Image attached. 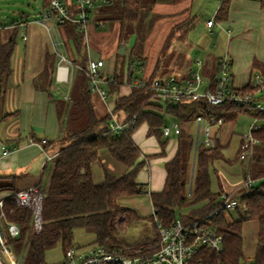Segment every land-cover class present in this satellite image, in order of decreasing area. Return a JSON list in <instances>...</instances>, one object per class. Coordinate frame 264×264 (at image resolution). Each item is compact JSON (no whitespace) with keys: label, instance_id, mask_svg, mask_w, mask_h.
Returning a JSON list of instances; mask_svg holds the SVG:
<instances>
[{"label":"trees","instance_id":"1","mask_svg":"<svg viewBox=\"0 0 264 264\" xmlns=\"http://www.w3.org/2000/svg\"><path fill=\"white\" fill-rule=\"evenodd\" d=\"M184 1L187 0H171V3L179 4ZM226 5V1L221 5L217 19L226 17ZM142 7L143 0H112L109 5L101 8L98 19L104 23L117 24L120 46L126 45L141 18ZM61 27L66 39H71L77 52L83 55V34L77 30L76 25L66 24ZM17 37L18 30L6 42H2L0 36V123L10 116L3 113L2 100L7 78L12 73L11 60ZM125 58L126 54L119 51L115 71L106 85L110 95L116 94L125 81H132ZM135 58L140 59L138 56ZM55 63L56 57L48 54L43 73L47 80L55 75ZM217 74L218 63L215 70L208 74V89L212 91L215 89ZM156 78L161 77L155 74L147 76L144 78L146 81L144 87H133L129 95L116 98L115 111L137 119L129 130L121 134L110 131L108 113L102 117L96 114L87 76H83L79 93L74 96L76 100L71 104L55 100L62 123L63 116L67 114L71 115L74 121L80 122V125L73 128L69 121L65 128L64 123L62 124L64 126L62 146L52 161L50 177L48 181L43 180L38 185L45 194L41 230L36 231L33 228L32 210L19 206L13 197L7 199L5 203L8 218L20 227V235L11 242L20 264H47L46 252L57 245L61 246L66 255L68 249L74 245L76 229H84L94 234L92 246L99 245L110 251L122 250L125 254L133 256L148 252L149 245L132 248L122 245L121 227L124 223H131L137 215L130 208L119 207L117 200L120 197H131L145 192L144 186L138 184L136 180L140 170L153 155L143 154L132 139V135L140 126L143 124L148 126V135L156 137L160 143V156L166 154L168 138L164 137L162 127L166 124L167 117L161 114L162 108L155 102L157 93L151 87V82ZM255 91L256 88L251 85L241 90L243 93L251 94H255ZM244 113L264 120V114L255 112L253 104L237 105L229 100L221 106H209L204 99H185L166 110L167 116L181 126L192 123L199 115L206 118L221 116L227 123ZM254 134L264 146V123ZM177 138V152L174 158L165 164L167 171L165 186L161 192L150 194L154 206V213L150 219L152 221L157 219V222L165 227L176 221L190 224L205 218L225 200L221 197L222 193L212 192L210 182L214 161L223 158L219 144L212 150L200 147L194 162V134L182 129ZM38 143L42 144L43 140H38ZM51 145L47 140L44 148L47 149ZM102 150L108 151L116 161L122 163L126 167V172L115 176L105 169L103 182L97 184L93 181L92 164ZM190 159L193 160L191 182L188 180V171L185 167V163ZM252 176L258 181L259 188H264V167ZM17 179L16 175H0V194L18 191ZM240 187L241 185L234 188L232 193L225 195L232 197ZM242 201L246 211L237 219L227 212H222L213 219L217 231L223 236V249L216 252L207 247L202 248L189 264H264V190L262 192L253 190L245 195ZM249 220H257L259 225L256 251L251 261L245 260L243 251V227ZM156 236L158 237L157 234Z\"/></svg>","mask_w":264,"mask_h":264},{"label":"crops","instance_id":"2","mask_svg":"<svg viewBox=\"0 0 264 264\" xmlns=\"http://www.w3.org/2000/svg\"><path fill=\"white\" fill-rule=\"evenodd\" d=\"M225 1L227 2L226 17L221 20L217 19L218 11ZM99 13L94 16L93 24L92 21L90 23L89 40H92L90 35L94 28L107 25V23L99 21ZM214 16L216 25L212 28H207L205 23L204 31L207 32V35L204 32L198 39V43L194 42L191 46L193 48L197 45L203 51V56L194 61V65L198 71H194L191 66L192 64L187 62V65H189L187 68L186 66L182 67L173 75L178 79H186L191 73L200 72L209 82L208 74H211L215 70L221 57L228 55L233 61L232 85L234 88L242 89L250 85L256 75L264 78V0H219V4L216 6L212 17ZM21 19L23 21L21 20L20 24L12 25L14 30L12 35L16 30L21 28L22 36L20 37V41L17 39L11 60L12 73L7 78L2 100V111L4 114L10 116L0 123V175H16L18 176L17 182L22 179L23 188L18 190L38 186V178H42V181H48L52 162L44 164L43 146L38 143V140L50 141L52 145L46 151L52 155L58 153L62 145L61 139L64 126H62L63 123L55 100L56 102H62L69 96H77L79 93V87L77 90L75 88L78 86L76 75L72 76L69 86L57 83L55 75H52L49 80L43 76L46 69V57L48 54L56 57L55 72L60 57L64 56L69 62H80L85 56V48L83 55L79 54L74 47L73 41L66 39L62 27L58 25L53 16L45 19V12H43L35 19L29 18L25 14ZM97 23L102 25L99 26ZM116 28V40H119L118 25ZM12 35L5 41L2 39L1 41H8ZM24 36L27 37L26 40H24ZM112 50L113 48L106 53H102L98 49L91 47L89 51L91 58H101L106 61L107 72L110 75H113L116 65V56L112 53ZM124 53H127L126 45ZM126 56L128 57L129 55ZM138 57L144 62V70L140 77L145 78L149 76L146 69L147 61L142 55H138ZM197 60L202 62L201 67L196 64ZM131 90L130 82L125 81L120 86L119 91L111 95L110 101H108L110 103L103 102L96 93H93L91 97L94 108L96 107L95 110L101 105L107 111L109 104L115 105V100L118 96L129 95ZM247 115L253 120L254 116L252 114ZM194 125V123H190L182 127L185 132L194 134L191 131ZM222 127L218 134L217 146L219 144L223 158L215 160L214 163L224 159L228 166L232 167L236 165L241 169L238 154L243 135L240 137L236 158L234 160L226 159L224 150L231 140L226 138L228 136L226 133L223 134ZM173 135L174 137L168 140L164 156H160L161 147L157 138L148 135V126L146 124L140 126L132 135V139L142 150L143 154L153 155V157L140 170L136 180L138 184L144 186L145 192L141 195L120 197L117 200V204L121 208L132 209L137 215L129 228L143 223L147 228L151 229L152 234L143 242L133 245L122 243L127 248L157 243L156 228L150 219L154 213L150 194L161 192L165 186L167 177L165 164L174 158L178 146L177 135ZM2 146H6L11 151L9 156L1 157ZM263 156L264 146L259 143L255 147L253 171L254 167L256 169L259 168V162ZM261 162L263 163V161ZM105 169L115 176L126 172V167L122 163L116 161L108 151L102 150L99 153L98 159L92 164V177L95 183L99 184L103 182ZM214 171L217 172L216 169ZM236 176L239 177V172L236 173ZM236 187L238 186L236 185L229 190H225L221 182L222 189L219 193H230ZM232 217L234 219L238 218L234 214H232ZM124 230L120 233V238L126 237L127 231Z\"/></svg>","mask_w":264,"mask_h":264},{"label":"built area","instance_id":"3","mask_svg":"<svg viewBox=\"0 0 264 264\" xmlns=\"http://www.w3.org/2000/svg\"><path fill=\"white\" fill-rule=\"evenodd\" d=\"M111 1L49 0V11L45 12V19L53 16L59 26L76 25L83 37L89 40V28L92 19L101 8L109 5ZM97 25L101 26L102 24L97 23ZM215 25V16L206 22L207 28H212ZM26 39L27 37L24 36V40ZM65 62H68V59L64 56L60 57L55 71V80L57 83L67 86L70 82V69L64 64ZM196 64L199 67L202 66L200 60H197ZM126 65L132 78L130 87H144L146 81L140 77L143 73L144 62L137 58H130ZM86 76L92 93H96L103 102L108 103L111 95L106 85L113 75L107 72L106 61L101 58H90ZM232 81L233 61L228 55L221 57L218 61V74L213 91L208 89V81L200 72L191 73L184 80H179L174 75L154 79L151 82V87L157 93L155 102L162 108L161 114L170 120V124L166 123L162 127L164 137L169 138L172 134L178 135L183 129L177 121L167 116L166 110L185 99H204L209 106H221L226 100L237 105L253 104L255 112L264 114V78L256 75L250 83L256 88L255 94L241 92L242 89L233 87ZM107 113L110 116L109 129L114 134H121L129 130L137 121L134 116L129 117L126 114L117 113L115 105L109 104ZM192 123L196 126L194 133L195 162L196 152L200 147L206 150L217 147L218 134L225 122L221 116L206 118L199 115ZM263 123L264 120L254 116L249 132L241 141L238 159L243 169V180L240 190L232 197L222 194L221 197L225 200L214 212L190 224L176 221L168 227L154 219L153 224L157 227L159 241L149 245L148 252L145 254L133 256L125 254L122 250L110 251L99 245L83 248L74 244L66 252L65 264H189L202 248L207 247L220 252L223 249V236L216 229L213 222L214 217L222 212L235 213L237 217L245 214L246 208L242 198L253 190L258 192L264 190L263 187L259 188L258 181L252 176L255 147L259 144L254 132ZM46 144L47 140H43L41 145L45 156L44 164L52 162L58 155V153L53 155L48 153L44 148ZM10 154L11 151L6 146H2L1 157H7ZM44 196V192L39 186L0 194V264H19V259L11 242L20 235V227L8 218L5 210L7 199L13 197L19 206L32 210L33 228L40 231L43 225Z\"/></svg>","mask_w":264,"mask_h":264},{"label":"rangeland","instance_id":"4","mask_svg":"<svg viewBox=\"0 0 264 264\" xmlns=\"http://www.w3.org/2000/svg\"><path fill=\"white\" fill-rule=\"evenodd\" d=\"M218 4L219 0H187L179 4H173L171 0H143L141 18L133 36L126 44V55L129 56H126L125 64H127L128 59L135 58V55H142L147 61L146 69L149 76L155 74L163 78L173 75L178 69L185 66L187 68L189 66L187 62L192 64L191 66L194 71H198L197 67L194 65V61L203 56V51L199 46L197 47V45L193 48H191V46L194 42L198 43V39L205 32L206 21L213 16ZM47 11H49L48 0H0L1 39L5 41L12 35L14 31L12 25L20 24L24 14L29 18L35 19L43 12ZM116 26L117 24L107 23L106 26L94 28L90 35L92 40H86L85 37H83L82 44L85 48L83 60H80V62L68 61L64 63L70 69V82L72 76L76 75L78 81V86L75 87L76 90L80 86L83 76H86L87 63L91 58L89 54L91 47L98 49L102 53H106L113 48L112 53L115 54L117 59L120 50V42L116 40ZM21 33L22 29L20 28L18 30V41H20V37L22 36ZM205 33L207 35V32ZM179 80H184V78H179ZM70 82L67 86H69ZM74 100H76L74 96H69L63 102L71 104ZM104 109L105 107L101 105L96 109L98 117H102L107 113ZM63 121L65 128H67L69 121L70 126L73 128H78L80 125V122L74 121L72 116L67 114L63 116ZM252 122V118L244 113L239 115L237 119L227 122L225 126L222 127L223 134L226 133V135H228L226 138L231 140L230 144L224 150L226 159L234 160L236 158L240 137L241 135L244 137L249 132V127ZM166 123L170 124V120L167 118ZM195 130L196 126L194 125L191 128L192 133H195ZM173 137L174 135L172 134L168 140H171ZM257 155L259 156V154ZM261 161H263V163ZM261 161L259 162V166L257 165L259 168L261 165L264 167V156ZM225 162L224 159L215 162L211 169L210 182L211 190L214 193H219L221 191V182L225 190H229L236 185L239 186L242 183V168L240 169L236 165L230 167ZM185 167L188 171V180L191 182L190 178L193 172V160L190 159L189 162L185 163ZM254 168L256 169V167ZM214 169H216L217 172H215ZM255 169L254 171L252 170V174L258 170ZM237 172H239V177L236 176ZM41 181L42 178H38V182L36 180L38 185ZM16 187L17 189L23 188L22 179H20V181L18 180ZM230 193H232V191ZM232 214L236 215L235 213H231V216ZM130 225L131 223H124L121 227L123 230L125 229L124 231H127L126 237L120 238L123 244L133 245L146 241L152 234L151 229L147 228L143 223L133 225L129 228ZM258 229L259 225L257 220H249L244 224L243 251L244 258L247 261H251L255 255ZM94 239V234L84 229H76L74 232V244L80 247L88 248L92 246ZM45 262L47 264H65V254L60 245L46 252Z\"/></svg>","mask_w":264,"mask_h":264},{"label":"water","instance_id":"5","mask_svg":"<svg viewBox=\"0 0 264 264\" xmlns=\"http://www.w3.org/2000/svg\"><path fill=\"white\" fill-rule=\"evenodd\" d=\"M120 53L121 54H123L124 53V51H125V45L124 44H122L121 46H120Z\"/></svg>","mask_w":264,"mask_h":264}]
</instances>
